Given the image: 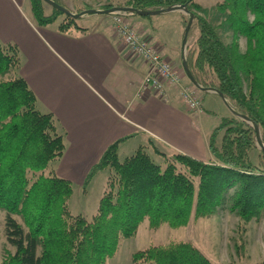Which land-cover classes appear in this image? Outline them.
<instances>
[{"label":"trees","instance_id":"1","mask_svg":"<svg viewBox=\"0 0 264 264\" xmlns=\"http://www.w3.org/2000/svg\"><path fill=\"white\" fill-rule=\"evenodd\" d=\"M31 2L39 25L51 24L63 13L53 6L55 13L48 16L44 0ZM179 4L194 14L199 29L186 72L204 88L218 89L255 122L264 142V0H222L214 18L202 14L205 10L196 0H126L120 6L157 11ZM71 28L84 30L68 14L60 30ZM228 31L233 33L231 42L224 36ZM238 36L247 40L245 51ZM21 65L20 48L0 40V209L6 212L7 241L15 249L0 264H107L121 241L133 237L146 219L152 229L164 224L180 228L191 217L216 215L225 205L246 222L264 215V150L254 163L257 132L238 116L223 117L211 132L210 162L180 152L166 154L156 146L165 166L143 146L121 158L119 141L114 142L83 183L87 187L99 172H108L97 213L92 219L74 215L69 207L73 182L58 175L54 164L66 150L64 133L54 114L40 109L35 92L20 75ZM133 260L216 264L188 241L151 245L135 252Z\"/></svg>","mask_w":264,"mask_h":264},{"label":"crops","instance_id":"2","mask_svg":"<svg viewBox=\"0 0 264 264\" xmlns=\"http://www.w3.org/2000/svg\"><path fill=\"white\" fill-rule=\"evenodd\" d=\"M102 15L109 18L110 14ZM131 19L145 28L164 58L184 71V84L196 86L184 61L180 67L168 55L173 51L157 35L154 18L134 15ZM171 20L165 16L159 24ZM53 23H36L30 0H0V40L20 48V75L35 92L40 109L53 113L64 133L66 150L55 167L58 175L83 184L106 148L118 141L121 158L132 154L126 151L138 139L139 147L148 144L164 153L210 159V134L205 133L210 111L203 103V113L189 109L176 86H168L164 95L143 90L149 67L131 55L113 25L105 20L87 28L77 23L84 30L62 32Z\"/></svg>","mask_w":264,"mask_h":264},{"label":"rangeland","instance_id":"3","mask_svg":"<svg viewBox=\"0 0 264 264\" xmlns=\"http://www.w3.org/2000/svg\"><path fill=\"white\" fill-rule=\"evenodd\" d=\"M56 1L64 7L70 9L73 13H80L88 9H101L108 5L120 6L121 3L125 2L126 0ZM196 2L201 4V6L205 10V13L202 14H204L208 18H214L219 16L216 12H214V9L218 3L222 2V0H196ZM43 9L45 14L48 16L53 15L55 13L54 7L45 1L43 2ZM27 13H30V10H27ZM165 16L171 17L172 20L167 23L159 24V21L164 19ZM152 17L156 21V25H158L157 35L160 38L162 37V39H166V41L168 42L169 49L173 51L171 53H168V55L172 56L174 61L176 60V64H178V66L182 67L183 61H185V59L187 60V58L191 54V50L196 47V41L199 37V29L197 27L196 21H192V28L190 34L187 36V42L184 47V41L186 39V30L188 27L187 22L189 19L188 14L181 10H178L164 14L152 15ZM67 18L68 14L65 12L62 13L57 17V20L53 23V27H59L63 22L66 21ZM75 19L81 27L85 28L91 27L101 20H105L108 24L113 25L115 31L117 32V28L114 23V14H110L109 18L105 17L102 14H92L90 17L89 15H86L81 18ZM34 20L36 21V23H38L35 18V15ZM126 21L130 23V25L139 34H141L145 39L151 42L149 37L146 36L147 33L144 32L145 28H143V26H140L138 23L132 21L131 16H127ZM117 34L118 36H120L118 32ZM224 34L227 41H233L234 37L231 31L225 32ZM121 40L127 46V43L124 42L122 38ZM236 40L239 43L241 50L245 51L247 45L246 38L244 36H238ZM129 51L132 56H136L133 54V52H131L130 49ZM175 68L182 77L184 71L182 72L181 70L179 71L177 67ZM8 77L10 76H4V78ZM181 83V86L188 88L194 95H196L201 100V103L204 104L205 108L210 111V117L208 119H205L207 127L205 128V133L211 134V132L218 125V122L223 117L238 118L237 115L232 111L230 106L223 100V98L218 93L211 91L213 93L205 92L202 94V89L198 86L196 87L193 84L185 85L183 79ZM202 96H204V102H202ZM230 105L233 106L231 102ZM223 133L224 131L220 133L218 143L221 141V136ZM260 138L262 139L261 133ZM136 141H138V139L130 143L132 145L131 147H128V151H126V153H133L139 148V146H136ZM144 147H148V144L144 145ZM146 149L153 156L156 162L162 164V166H165L166 158L164 156L156 154L153 147L149 146ZM162 150H164V148H162ZM261 150L262 149L257 142V149L252 153V159L256 164H258L259 162ZM164 151L166 154L177 153L176 151L172 152L170 150L168 152L167 150ZM126 153L122 152L121 156L124 157ZM210 156V159L206 162H210L212 159H214L211 151ZM59 161H56L54 164H57ZM107 175V171L99 172L87 185V187H83V184H78L75 181L73 182L74 193L72 194L69 200V207L74 215L82 214L87 219L93 218V216L97 213L100 200L105 191L106 181L108 177ZM5 216L6 212L0 209V263L15 251L14 247L9 244L6 238ZM17 217L22 220L20 216ZM172 241L191 242L216 264H230L232 262L238 264L264 262V215L260 217H255L249 222H246L242 220L237 214L230 211L228 206L225 205L220 209V211L216 215L200 219H195L194 217H191L188 225L180 228H173L168 224H164L158 229H152L150 227L149 220L146 219L141 224V226L133 237L125 238L121 241L117 254L114 257L108 259L107 264H155L148 262L136 263L133 260V255L135 252L145 250L151 245H167Z\"/></svg>","mask_w":264,"mask_h":264},{"label":"built area","instance_id":"4","mask_svg":"<svg viewBox=\"0 0 264 264\" xmlns=\"http://www.w3.org/2000/svg\"><path fill=\"white\" fill-rule=\"evenodd\" d=\"M114 23L120 37L127 43V46L137 57L147 63L149 69L144 78L143 90H151L164 95L168 86H176L180 90L183 102L186 106L198 113H203L201 100L188 88L181 86L182 77L173 64L164 58L160 51L139 34L128 23L127 16H133L130 12H114Z\"/></svg>","mask_w":264,"mask_h":264},{"label":"water","instance_id":"5","mask_svg":"<svg viewBox=\"0 0 264 264\" xmlns=\"http://www.w3.org/2000/svg\"><path fill=\"white\" fill-rule=\"evenodd\" d=\"M44 1L49 3V4H51L52 6H54L56 8H58V9H60L63 13L65 12V13H67V14L71 15L72 17H75V18H81L83 16L91 15V14H103V13L112 14L114 12H130V13H133L134 15L152 16V15L164 14V13H168V12H172V11L181 10V11H183L186 14L189 15V23H188V27H187V30H186V39L184 41V47H185L186 42H187V36H188V32H189V30L191 28L192 21L194 20V14L187 8L186 5H182V4L171 6L169 8L161 9V10H157V11H138L135 8L129 7V6H113L111 9H91V10L88 9V10H84V11H82L80 13H73L71 10H69L66 7H64L63 5H60L59 3H57L54 0H44ZM184 63H185V69H186V59H185ZM187 74H188V72H187ZM188 76L190 77L192 82L196 86L201 88L202 90L213 91V92L218 93L223 98V100L230 106L232 111L238 117H240V118L244 119L245 121H247L248 123H250L255 128V130L257 132L258 145L261 147V149L264 150V142L260 138V129H259L258 125L255 122H253L250 118L240 114L234 108V106H231L229 100L226 97H224L223 94L218 89H215V88H204L203 86L199 85L198 83H195L194 80L192 79V77L189 74H188Z\"/></svg>","mask_w":264,"mask_h":264}]
</instances>
